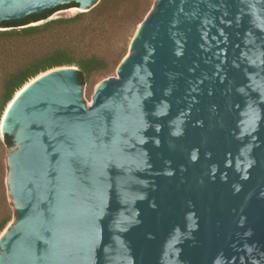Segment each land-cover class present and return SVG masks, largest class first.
Segmentation results:
<instances>
[{
  "label": "water",
  "instance_id": "obj_1",
  "mask_svg": "<svg viewBox=\"0 0 264 264\" xmlns=\"http://www.w3.org/2000/svg\"><path fill=\"white\" fill-rule=\"evenodd\" d=\"M137 28L90 102L60 67L7 105L0 264H264V0H156Z\"/></svg>",
  "mask_w": 264,
  "mask_h": 264
},
{
  "label": "trees",
  "instance_id": "obj_2",
  "mask_svg": "<svg viewBox=\"0 0 264 264\" xmlns=\"http://www.w3.org/2000/svg\"><path fill=\"white\" fill-rule=\"evenodd\" d=\"M150 1L101 0L90 11L72 17L48 20L55 12L76 5L0 23V121L15 93L49 70L75 67L80 84L87 90L98 80L110 77L126 56ZM71 27L78 28L85 44L54 40L55 32ZM49 37L53 40H46ZM13 145L10 136L0 137V234L13 216L7 200L4 163V150Z\"/></svg>",
  "mask_w": 264,
  "mask_h": 264
},
{
  "label": "rangeland",
  "instance_id": "obj_3",
  "mask_svg": "<svg viewBox=\"0 0 264 264\" xmlns=\"http://www.w3.org/2000/svg\"><path fill=\"white\" fill-rule=\"evenodd\" d=\"M155 1L156 0H151L150 1V5H149V8L147 9L148 10V13L152 10V8H154V3H155ZM77 13H80V11L79 10H68V11H59V12H55L51 17H49V19L48 20H50V19H56V18H59V17H72V16H74V15H76ZM147 13V14H148ZM146 14V15H147ZM145 18V17H144ZM143 18V19H144ZM41 22H39L38 24H40ZM55 36H54V40H56V41H61V40H63V41H66V42H69V43H80V44H85L86 43V41H85V38H83V37H80L79 36V31H78V28H73V27H71V28H66V29H64L63 31H58V32H55ZM135 34V33H134ZM43 40V39H42ZM45 40V39H44ZM46 40H48V41H50V40H53V38H46ZM88 45V44H87ZM129 51V50H128ZM128 51H127V53H128ZM75 68V67H74ZM116 76V71L115 72H113L112 73V75L110 76V77H115ZM100 80H98L97 82H96V84L99 82ZM96 86V85H95ZM94 86V87H95ZM94 87H91L90 89H85V87H84V90H83V97H84V100L88 103V102H90V98H91V95H92V92H93V89H94ZM8 157H9V148H5V150H4V163H5V167H6V164H7V160H8ZM6 194H7V200H8V203H9V205H10V209H11V211H12V209H13V205H12V202H11V199H10V197H9V194H8V191H7V189H6ZM8 225H10V222H9V224ZM7 225V226H8ZM6 226V227H7ZM6 229V228H5ZM4 229V231L1 233V234H3V233H5V230ZM1 234H0V236H1Z\"/></svg>",
  "mask_w": 264,
  "mask_h": 264
},
{
  "label": "bare ground",
  "instance_id": "obj_4",
  "mask_svg": "<svg viewBox=\"0 0 264 264\" xmlns=\"http://www.w3.org/2000/svg\"><path fill=\"white\" fill-rule=\"evenodd\" d=\"M79 11H80V10H79ZM137 30H138V28H137ZM137 30H136V32H135V35H136V33H137ZM42 75H43V74H40V75L37 76L36 78L30 80L25 86H23L18 92L15 93V95H14L12 101L8 104L7 111H8V109H10V107L12 106V104H13V102H14V98H15V96L18 95V94H19L21 91H23L25 88H27L29 85H31V84H32L34 81H36L39 77H42ZM5 230H6V229H5ZM5 232H6V231H5ZM1 235H2V234H1Z\"/></svg>",
  "mask_w": 264,
  "mask_h": 264
}]
</instances>
